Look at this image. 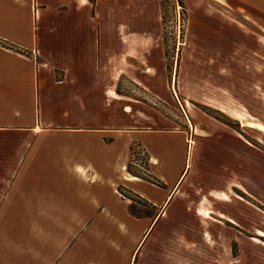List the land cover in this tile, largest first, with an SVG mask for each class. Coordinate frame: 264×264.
<instances>
[{
    "label": "crops",
    "instance_id": "obj_1",
    "mask_svg": "<svg viewBox=\"0 0 264 264\" xmlns=\"http://www.w3.org/2000/svg\"><path fill=\"white\" fill-rule=\"evenodd\" d=\"M12 1L39 20L24 36L0 30L1 41L20 49L0 44V226L45 229L46 249L26 251L24 264H129L134 236L122 228L152 218L134 217L121 188L162 207L157 222L198 227L175 235L183 256L151 264H207L213 232L229 262L236 242L241 264H264V148L195 107H187L190 134L157 103L123 90L131 82L175 109L165 0ZM181 1L189 11L231 1L244 16L264 13V0ZM134 145L158 184L129 171ZM109 227H118L120 247L105 248ZM63 237L70 248L49 249Z\"/></svg>",
    "mask_w": 264,
    "mask_h": 264
},
{
    "label": "rangeland",
    "instance_id": "obj_2",
    "mask_svg": "<svg viewBox=\"0 0 264 264\" xmlns=\"http://www.w3.org/2000/svg\"><path fill=\"white\" fill-rule=\"evenodd\" d=\"M23 4L0 0V30L24 36L39 25V20ZM218 4L204 3L202 10L189 11L181 0H165L163 3V40L173 72L171 87L176 98L175 109L167 110V106L136 84L124 82L122 87L124 91L151 103L153 101L166 113L173 114L177 123L189 127L190 134L192 118L187 114V107H195L212 117L209 112L216 114L226 121L224 123L235 128L242 138L264 148V13L244 16L237 2ZM185 47L191 60L188 81H184L182 66ZM249 122H254V126L248 125ZM133 151V170L148 174L146 152L139 145L133 146ZM121 190L123 195L130 194L128 190ZM131 203L134 214L130 212L134 217L150 216L152 219L149 220L150 224L144 226H123V231H130L134 236V240L126 246L131 255L129 264H151L153 256L160 260L183 256V242H176L175 235L183 234L184 228L189 233L195 232L198 227L168 225L167 216L162 222H157L156 218L163 213L162 207L154 208L137 197H134V201L131 199ZM205 214L211 217L209 211ZM153 220H156L154 224ZM118 232V227L107 229L112 239L105 248H112V244L120 247V241H116ZM226 232L231 235L230 231ZM213 233L207 238L208 254L212 256H207V264H217L214 254L221 256L222 252L223 261L218 264H241L242 260L237 258L238 244H230L231 253L236 257L234 262H229L233 258L230 250L226 249L227 244L224 242L225 248L217 250L220 246ZM44 235L45 229L41 226H0V264H24L26 251L46 249ZM258 243L264 246V242ZM72 244L71 240L63 237L53 243L54 247L50 244L49 249H68ZM100 244L96 242L97 251L103 248ZM196 245L197 242H192L190 253L196 250L199 254Z\"/></svg>",
    "mask_w": 264,
    "mask_h": 264
},
{
    "label": "trees",
    "instance_id": "obj_3",
    "mask_svg": "<svg viewBox=\"0 0 264 264\" xmlns=\"http://www.w3.org/2000/svg\"><path fill=\"white\" fill-rule=\"evenodd\" d=\"M0 44H2L3 46H5V47H7V48H11V49H16V50H18V51H20V49L17 47V46H15L14 44H12V43H7V42H3V41H1L0 40ZM120 90V89H119ZM207 111V110H206ZM208 112V111H207ZM211 115H213L215 118H217V119H219V120H221V121H223V122H226L225 120H223L222 118H220L219 116H217L216 114H213V113H211V112H209ZM135 146V145H134ZM132 152H134L133 151V147H132ZM146 166V170H147V172H148V174H146V175H143V174H141V173H139V172H137V171H134L133 170V168H132V165L130 164L129 165V171L130 172H132V173H134V174H136V175H138V176H141V177H143V178H145V179H147V180H149V181H151V182H153V183H157L158 184V180H157V178H155L151 173H150V171H149V164H148V162H146V164H145ZM121 192H122V190H121ZM129 193L130 194H124L125 196H127V197H129V198H131L133 201H134V197H137V198H140L142 201H144L145 203H148V204H150L146 199H144L143 197H141L140 195H138V194H136V193H133V192H130L129 191ZM133 207H134V205H133V203H131V205H130V211L134 214V209H133ZM154 207V206H153ZM154 208H156V207H154Z\"/></svg>",
    "mask_w": 264,
    "mask_h": 264
}]
</instances>
